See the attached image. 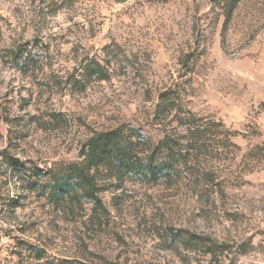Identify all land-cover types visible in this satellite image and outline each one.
I'll return each mask as SVG.
<instances>
[{"label": "rangeland", "instance_id": "374dc122", "mask_svg": "<svg viewBox=\"0 0 264 264\" xmlns=\"http://www.w3.org/2000/svg\"><path fill=\"white\" fill-rule=\"evenodd\" d=\"M0 264H264V0H0Z\"/></svg>", "mask_w": 264, "mask_h": 264}, {"label": "trees", "instance_id": "16d2710c", "mask_svg": "<svg viewBox=\"0 0 264 264\" xmlns=\"http://www.w3.org/2000/svg\"><path fill=\"white\" fill-rule=\"evenodd\" d=\"M87 160L82 167L76 168L73 166V170H70L72 176L66 178L63 181L57 180L60 183L56 187V193L54 197L58 195L64 196V194H75L77 191L76 186H82L86 190L87 197L94 198V190L92 184L94 183V175L91 173V168L97 166L105 158L115 159L116 165H113L118 171H126L130 173H140L147 178H160V175L164 173L166 167L171 165L172 162L169 159L173 158V154H169L172 151L173 146L167 139H163L159 144L160 149L165 150L167 158L164 156L165 161H161L160 164H154L148 157V160L143 161L142 158L135 156V144L130 140H121L117 131L111 130L95 134L87 141ZM71 175V174H70ZM77 181V182H76ZM72 182L70 185L69 183ZM83 184V185H82ZM96 201V200H95Z\"/></svg>", "mask_w": 264, "mask_h": 264}]
</instances>
